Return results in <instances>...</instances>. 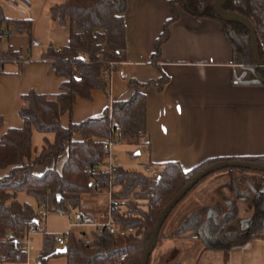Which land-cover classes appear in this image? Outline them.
<instances>
[{
  "label": "trees",
  "instance_id": "obj_1",
  "mask_svg": "<svg viewBox=\"0 0 264 264\" xmlns=\"http://www.w3.org/2000/svg\"><path fill=\"white\" fill-rule=\"evenodd\" d=\"M214 1L167 0L170 16L163 24L151 56L159 77L145 83L128 80L130 95L127 100L112 102L110 113L106 109L100 117L88 118L78 124L70 121L67 127H62L60 119L65 114L71 116L76 99H89L93 90L105 91L109 76L119 71L126 59L127 6L126 0H65L49 8L52 21L70 28L66 46L58 49L49 46L42 54L43 61L51 64L55 75L63 78V82L59 93L54 96L39 95L34 91L23 95L18 110L23 121L22 128L9 129L0 137V170H8L7 175L0 178V258L4 257L7 263L25 262L27 254L21 250L20 241L28 233H42L38 264H45L55 257H64L67 264H141L160 213L195 175L222 161H243L264 166V156H255L209 159L189 171L182 170L176 162H168L159 166L157 178H149L136 168L117 166L112 173L104 170L106 155L103 145L106 140L111 139L113 144L140 146L147 135L144 91L152 87L161 92L169 81L158 67V62L162 47L169 39L170 27L181 15L219 23L231 50L233 64L256 69L264 87V75L255 65L248 31L239 22L216 17ZM220 6L225 12L238 14L250 21L264 66V0H223ZM11 27L18 32H29L31 23L5 18L0 6V39L10 33ZM19 56L18 52L11 50L0 52V68L3 64L16 61ZM112 125L119 128L118 133L114 132ZM33 131L54 134V142L45 141L42 151L35 157L32 156L31 144ZM64 151L67 156L60 171L54 167L41 175L35 174L37 167L48 160L56 161ZM111 175L114 176L111 184L118 192L112 196L110 216L121 233L113 235L105 231L101 236L91 233L85 242V232L79 236L71 232L63 247L66 252L60 253L55 248L53 236L44 234L42 229L45 212L67 215V206H71L85 214V222H92L95 213L105 218L107 207L82 205L81 196L95 192V183L101 189L108 188ZM205 179L194 186L175 208ZM136 187L139 191L133 194V201L126 202ZM230 190L238 199L237 188L231 185ZM21 192L35 200L36 210L17 200V194ZM251 204L253 210L244 233L224 231L238 215L234 201L231 212L224 216L220 224L212 217L202 219L191 215L172 237L194 231L204 248L224 253L236 241L264 240V186L253 194ZM172 212L159 231L157 243ZM129 229L132 232L124 234ZM9 233L11 237H6Z\"/></svg>",
  "mask_w": 264,
  "mask_h": 264
},
{
  "label": "crops",
  "instance_id": "obj_2",
  "mask_svg": "<svg viewBox=\"0 0 264 264\" xmlns=\"http://www.w3.org/2000/svg\"><path fill=\"white\" fill-rule=\"evenodd\" d=\"M64 1L0 0L5 18L31 23L29 32H18L11 27L10 33L0 39V52L11 50L20 54L16 61L0 68V137L9 129L22 128L18 110L23 95L29 91L49 97L59 93L63 78L55 75L51 64L43 61L42 54L49 46L58 49L69 42L70 28L52 21L48 13L52 5ZM126 6V59L119 68L125 78L114 72L108 78L105 91L93 90L89 99L77 98L71 116L61 117L62 127H67L70 121L78 124L100 117L112 102L127 100L128 80L145 83L159 77L151 56L163 24L170 16L167 0H126ZM33 43L37 46L33 47ZM158 67L169 81L161 92L152 87L144 91L147 135L141 140L139 154L144 155L146 165L159 168L162 164L176 162L182 170L189 171L209 159L264 156L261 76L254 68L233 64L219 23L181 15L170 27ZM45 141L53 143L54 134L33 131V157L42 151ZM66 156L63 152L56 161L48 160L45 164L53 162L55 167L58 162L59 167L55 168L60 171ZM7 173L8 170H0V178ZM217 173L220 174L208 177L177 207L163 228L157 248L153 250L154 258L150 262L152 252L148 264H264L262 239L233 242L224 253L204 248L194 231L172 237L179 229L173 228L177 218L182 215L183 222L191 215L203 214L221 223L234 202L231 185L246 188L253 194L264 184V176L254 172ZM17 200L37 209L35 200L25 192L18 193ZM237 200L238 215L224 228L225 233L247 231L253 207L251 203L242 207L248 199ZM191 207L194 211L189 209ZM55 220L63 221L59 230L55 229ZM69 223L67 215L48 213L42 229L44 234L54 237L79 228L69 229ZM36 234L40 235L37 242L33 239ZM31 239L32 250L25 262L3 264H38L43 234L34 233ZM45 264H67V261L64 257H55Z\"/></svg>",
  "mask_w": 264,
  "mask_h": 264
},
{
  "label": "water",
  "instance_id": "obj_3",
  "mask_svg": "<svg viewBox=\"0 0 264 264\" xmlns=\"http://www.w3.org/2000/svg\"><path fill=\"white\" fill-rule=\"evenodd\" d=\"M223 0H215L213 3V10L215 13V16L218 17L221 20L224 21H236L242 24L245 29L248 31L250 40H251V49L253 53V58L255 65L259 69L260 73L264 75V66L259 58V47L257 42V37L254 31V28L249 20L246 18L230 12H225L221 9V3ZM139 152H136L134 156H138ZM226 169H239L249 172H256V173H263L264 174V166H261L259 164L250 163V162H243V161H222L215 164H212L211 166L205 168L201 172H199L197 175H195L177 194L176 196L171 200V202L162 210L160 213L156 224L153 228L151 237L147 243V246L144 250L141 264H148L149 258L154 250V248L157 245L158 241V234L159 231L165 221V219L168 217V215L172 212V210L175 208V206L185 197V195L194 187L196 186L201 180L207 178L208 176L217 173L222 170ZM59 198V196H58ZM60 253H65L66 249L62 248L59 250Z\"/></svg>",
  "mask_w": 264,
  "mask_h": 264
},
{
  "label": "built area",
  "instance_id": "obj_4",
  "mask_svg": "<svg viewBox=\"0 0 264 264\" xmlns=\"http://www.w3.org/2000/svg\"><path fill=\"white\" fill-rule=\"evenodd\" d=\"M32 46H37V43H33ZM119 76L124 79L125 76L123 74L122 71H117ZM111 112V108L109 107V113ZM114 129L115 133H118L119 128L117 126L112 125L111 126ZM113 142L111 139L106 140L104 145H103V151L106 155L105 157V162H104V170L112 173L113 169L115 167H117L118 165L116 164V160L112 154V146H113ZM141 172H143V174L149 178H157L159 175V169L155 168V167H146L143 166L141 169ZM114 180V176L111 175L110 176V182L108 185V188L106 189H101L100 186L95 183L93 184V188L94 191L96 193H106L108 195V199H109V203H108V212H107V216L103 219L101 216H99V214H96L94 217V220L92 222H85V214L82 211H78V210H74L71 206H67V210H68V214L67 216L69 217L70 223H69V229H71L72 227H79V228H92V231L89 234L85 233L84 236V241L87 242L89 239V236L91 235V233H93L96 236H101L103 234V232H108L109 234H113V235H118L121 232L119 231L118 227H116L111 219L110 216V209L111 206L113 204V199L112 196L114 194V190H113V186L111 184V182ZM139 191V188L136 187L135 190L130 194V196L132 197V195ZM45 214L47 215L48 212L46 211ZM61 214V213H59ZM102 218V219H101ZM132 232V230H127L124 232V234H130ZM68 232L65 235H55L54 238V242L56 243V245L60 246V247H64L67 243L68 240V236H69ZM32 234L28 233L26 235V238L20 241V248L22 251H24L26 254H28L31 250H32V239H31ZM6 237H11V234L9 233ZM5 263L4 257L0 258V264Z\"/></svg>",
  "mask_w": 264,
  "mask_h": 264
},
{
  "label": "rangeland",
  "instance_id": "obj_5",
  "mask_svg": "<svg viewBox=\"0 0 264 264\" xmlns=\"http://www.w3.org/2000/svg\"><path fill=\"white\" fill-rule=\"evenodd\" d=\"M139 148H140L139 146H134V145L114 144L113 145V148H112V152H113V154L115 156L116 164L118 166H122L124 168H134L135 167L136 169H139V170L142 168V166H146L147 163H145V158H144V155L143 154H141V155L139 154L138 156H134L136 152H139ZM64 152H66V151H64ZM143 164H145V165H143ZM53 167H54L53 162H48V163L44 164L43 166L37 167L34 172L37 175H41L47 169H51ZM55 167L56 168L59 167V163L58 162L56 163V166ZM234 172L235 171H227V173H230V174H233ZM236 172H241L242 173V171H236ZM254 173H256V172H254ZM216 174H220V173H216ZM256 174H260L262 177L264 176L263 173H256ZM213 175L214 174H212L211 176H213ZM205 180H207V179H205ZM201 184H199L197 187H199ZM263 186H264V184H262L261 186H259L258 190H260ZM236 187H237V185H236ZM113 190H114V194L113 195H116L117 192H118V189L113 187ZM218 193H221V191H218ZM237 193H238V196H239L238 199H243V200L248 199L246 202L244 201V204L242 205V207H244V206H246L248 204L250 205L251 199H252V196H253L254 193L252 194L246 188H243V189L242 188H239V189H237ZM190 194L188 196H190ZM131 201H133V195H132V197L129 195L128 199L126 200V202H131ZM234 201L237 202L238 200L235 199V197H234ZM108 203H109V199H108V195L106 193H96V192H92V193H87V194H84V195L81 196V204L82 205H85V206H93V207H96V208H106L108 206ZM177 207L173 210L172 214L175 212V210L177 209ZM193 208L194 207H191L189 209L191 211H194ZM95 214H97V213H95ZM172 214H171V216H172ZM240 214H243L242 211L240 212ZM51 216H56V215L51 214ZM171 216L169 217V219L171 218ZM200 217L202 219H206L203 216V214H200ZM177 220H178V222H176V224H175L176 226H174L173 228H175V227L180 228L183 225V223H184L183 222V215L180 216V218H177ZM62 223H63L62 220H55V224H54L55 229L56 230H59L60 226H62ZM218 224H220V223H218ZM91 231H92V228L84 227V228H73L71 232L75 236H79L80 233H82V232H85L86 234H89ZM55 233H58V232L57 231L54 232V235H55ZM195 236H196V232H195ZM34 238H36V242H37L38 241V238H40V235L39 234H36V237H33V239ZM34 246H35V244H34ZM55 247H56V249H59V250L62 249V247H60V246H55ZM154 254H155V252H153V255H152L151 259H150V262H151V260H153Z\"/></svg>",
  "mask_w": 264,
  "mask_h": 264
}]
</instances>
